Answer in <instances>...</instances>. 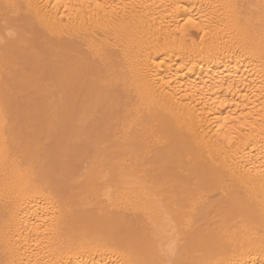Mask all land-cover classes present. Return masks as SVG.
Masks as SVG:
<instances>
[{
    "label": "bare ground",
    "instance_id": "1",
    "mask_svg": "<svg viewBox=\"0 0 264 264\" xmlns=\"http://www.w3.org/2000/svg\"><path fill=\"white\" fill-rule=\"evenodd\" d=\"M0 264H264V0H0Z\"/></svg>",
    "mask_w": 264,
    "mask_h": 264
},
{
    "label": "snow or ice",
    "instance_id": "2",
    "mask_svg": "<svg viewBox=\"0 0 264 264\" xmlns=\"http://www.w3.org/2000/svg\"><path fill=\"white\" fill-rule=\"evenodd\" d=\"M10 7H15V5H11ZM189 23H191V21H189Z\"/></svg>",
    "mask_w": 264,
    "mask_h": 264
}]
</instances>
